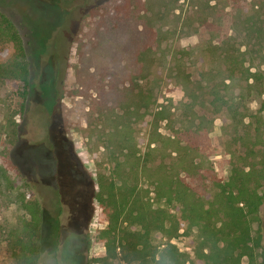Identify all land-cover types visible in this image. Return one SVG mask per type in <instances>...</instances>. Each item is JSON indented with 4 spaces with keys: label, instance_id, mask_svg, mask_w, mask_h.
<instances>
[{
    "label": "rangeland",
    "instance_id": "1",
    "mask_svg": "<svg viewBox=\"0 0 264 264\" xmlns=\"http://www.w3.org/2000/svg\"><path fill=\"white\" fill-rule=\"evenodd\" d=\"M156 1H109L83 19L77 40L64 50L54 48L53 42L64 12L79 0H0V10L17 25L31 53L33 79L23 106L10 85L0 89V163L7 153L16 167L13 184L17 192L26 193L35 185L44 197L41 252L49 257L47 264H74L63 253L72 235L84 239L77 264H101L98 259L104 248L97 234L105 223L93 188L99 174L109 175L112 164L102 159L99 143L105 141L115 113L122 112L129 96L141 105L142 112L147 102L152 112L161 103L169 110L172 123L180 121L187 97L183 87L168 78L177 64L190 74L189 87L200 97L196 111L212 120L201 138L196 158L199 171L205 177L224 180L233 166L242 167L261 156L264 94L259 91L264 89V41L259 44L246 38L249 25L245 20L251 17L256 22L253 29L260 27L264 35V0L257 6L249 5L250 0H238L239 10L232 0L217 4L214 0H180L166 21L149 23ZM202 13L206 24H200ZM146 27L154 39L147 44L150 49L144 57L141 41ZM217 42L238 49L239 69L227 94L237 107L238 120L228 112H212L208 89L202 87L195 55L204 49L212 51ZM226 68L222 65L220 69L226 74ZM247 70L255 72L252 79L246 78ZM90 108L94 109L91 114ZM169 129L166 121L160 123L161 133L168 135ZM143 133L138 137L141 151L146 139ZM206 181V191L211 193L212 181ZM54 190L60 194L59 213L51 202ZM259 223L264 243V201L253 219V235ZM191 240L182 234L171 242L191 254ZM164 241L160 232L153 235L155 244ZM111 264L128 263L114 259Z\"/></svg>",
    "mask_w": 264,
    "mask_h": 264
},
{
    "label": "trees",
    "instance_id": "2",
    "mask_svg": "<svg viewBox=\"0 0 264 264\" xmlns=\"http://www.w3.org/2000/svg\"><path fill=\"white\" fill-rule=\"evenodd\" d=\"M109 1L113 0H79L64 12L54 48L62 46L65 50L68 43L76 41L83 19ZM179 1L157 0L147 21L163 23L170 11L178 8ZM214 1L217 4L226 0ZM232 1L239 10L238 0ZM250 2L257 6L260 0ZM201 17L200 24H206L205 14ZM251 19L248 16L245 20L249 25L246 38L262 44L263 31L260 27L253 29L256 22ZM153 39L154 33L146 27L141 41L144 57ZM211 49L194 54L200 62L202 87L208 89L207 104L212 112H228L231 119L238 120L237 107L227 97L239 69L238 49L218 42ZM184 54L189 52L185 50ZM151 65L149 61L148 68ZM222 65H227L226 74L220 69ZM247 72L248 80L255 76V72ZM168 78L180 84L187 97L178 123L171 122L169 110L161 103L154 112L145 103L143 113L141 105L129 96L122 112L115 113L105 141L99 143L102 159L112 168L109 175H98L93 188V198L105 223L97 234L104 248L98 260L101 264H111L114 259L128 264H264L260 223L252 234L253 219L264 201V147L257 161L233 166L226 179L205 177L196 158L200 156L203 132L212 120L196 111L200 97L189 87L193 81L188 72L177 64ZM5 85L11 86L23 106L33 86L32 59L19 28L0 10V89ZM259 94H264V89ZM93 110L90 108L89 113ZM163 121L170 128L168 135L159 131ZM141 131L146 138L143 151L138 143ZM2 159L0 264H43L49 258L41 252L44 197L35 185L26 193L17 192L13 184L16 167L7 153ZM206 179L212 181L211 193L206 191ZM51 202L59 213L58 190H54ZM157 232L165 238L160 245L153 242ZM182 234L192 239V255L171 242ZM84 246L82 237L70 236L63 248L64 258L77 264V252Z\"/></svg>",
    "mask_w": 264,
    "mask_h": 264
}]
</instances>
